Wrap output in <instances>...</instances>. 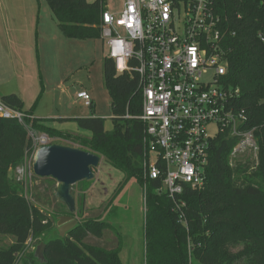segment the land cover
I'll use <instances>...</instances> for the list:
<instances>
[{"label":"trees","instance_id":"obj_1","mask_svg":"<svg viewBox=\"0 0 264 264\" xmlns=\"http://www.w3.org/2000/svg\"><path fill=\"white\" fill-rule=\"evenodd\" d=\"M45 1L65 38L103 39L107 0ZM211 2L227 32L222 44L228 65L224 82L240 92L234 107L247 115L244 128L256 129L259 161L257 165L231 162L239 139L227 134L217 137L210 148L204 187L184 191L183 216L171 198L159 195L155 184H150L145 215L146 264H264V0ZM103 72L111 102L112 132L106 130L102 118L74 121L92 134L83 143L88 150L122 171L124 183L134 178L143 186L144 124L134 118L142 114L138 77L118 74L108 55ZM1 100L14 110L34 114L35 106L25 110L16 94ZM48 121L34 118L29 123L52 137L72 136L55 130ZM33 150L28 132L17 120L0 118V235L15 239L10 246L0 248V264H15L27 241L40 236L50 224L49 217L31 207L10 178L11 171L33 155ZM79 184L81 193L91 183ZM83 198L78 196V225L65 237L44 242L45 262L34 255L28 264H123L121 244L116 249H104L85 243L89 237L102 238L112 226L96 218L84 219ZM236 247L243 248L237 255L232 252Z\"/></svg>","mask_w":264,"mask_h":264},{"label":"built area","instance_id":"obj_2","mask_svg":"<svg viewBox=\"0 0 264 264\" xmlns=\"http://www.w3.org/2000/svg\"><path fill=\"white\" fill-rule=\"evenodd\" d=\"M227 32L211 0H126L119 13L103 16L102 37L118 74L135 75L142 95L143 189L171 198L183 216L186 188L202 189L212 142L227 134L239 139L235 158L251 154L258 164L256 129H245V112L235 110L238 89L226 87L222 51ZM264 41V37H261ZM93 106L88 91L77 94ZM0 118L17 120L33 142V154L48 144L29 121L34 117L4 104ZM129 118V116H127ZM215 125L213 137L209 128ZM19 175L24 169L18 170Z\"/></svg>","mask_w":264,"mask_h":264},{"label":"rangeland","instance_id":"obj_3","mask_svg":"<svg viewBox=\"0 0 264 264\" xmlns=\"http://www.w3.org/2000/svg\"><path fill=\"white\" fill-rule=\"evenodd\" d=\"M125 1L107 0L108 10L111 13H119L123 9ZM43 3L46 7L42 11V16L45 17V25L47 24L48 28L60 34L57 21L48 16L51 15L52 17L49 5L45 0ZM61 38L64 39L62 36ZM43 39L39 45L40 52H34L31 55L27 50L21 54V58L13 57L5 60V65L0 64V80H2L0 81V98L5 95L18 94L25 101L28 109L33 105L35 106L38 116H48L49 118L65 116L64 119H51L47 124L59 132L72 136L52 137L41 131H36L37 135H46L49 139V145L56 144L91 152L83 143H87L86 138L90 139L92 134L79 128L74 121V116L102 118L105 120L106 130L109 132L113 130L111 102L104 84L103 72L104 57L108 54L107 44L104 39L75 40L77 44H71V48L62 49L57 54L55 45H58L56 44L57 41L55 42V36L44 34ZM61 78L62 80L59 82ZM81 91L93 93L96 99L93 109L85 107L83 104H73L77 94ZM217 132L215 125L209 128V133L213 137ZM28 138L31 139L29 134ZM34 158L35 154L26 156L11 171L10 178L30 206L38 208L49 217L50 224L46 226L40 236L30 238L27 241L23 252L18 254L15 264L32 262L31 259L34 258L42 243L50 238L60 237L58 220L60 216L68 212L67 208L59 203L56 198L57 182L54 179L40 178L34 174ZM253 159L254 157L248 153H243L235 158L231 155V162L233 163L236 161H251L253 163ZM99 168L101 170L100 177L86 181V183H96V190L102 192L97 197L103 199L100 202L113 198L115 212L110 213L107 218L113 225L110 231L116 235L122 245L132 249L133 246H137L138 232H141L143 228L144 216L146 215L144 189L134 178L124 183L125 174L114 168L106 160H102ZM19 169H24V173L19 175ZM79 185L75 186L74 194L79 192ZM120 185L122 186L120 187ZM119 188L120 190H118ZM100 212L90 213L84 219H94ZM76 214L77 212L74 214V219L79 220ZM137 223H140L141 226ZM96 240V238L89 237L85 243L94 245ZM14 242V237L0 235V248L8 247ZM143 243L144 240L140 241L141 248L134 251L137 252L136 264H146V251ZM242 249V247L232 248V252L237 255ZM124 263L131 264L125 258Z\"/></svg>","mask_w":264,"mask_h":264},{"label":"crops","instance_id":"obj_4","mask_svg":"<svg viewBox=\"0 0 264 264\" xmlns=\"http://www.w3.org/2000/svg\"><path fill=\"white\" fill-rule=\"evenodd\" d=\"M45 5L43 0H0V64L5 65V60L11 58H21V54L23 52H27V50L32 55L34 52H40V42H43V35L46 36H55V42L57 41V45H55L57 49V54L63 49L66 50L71 48V44H77L75 40L67 39L63 36L60 31V34L56 33V31L51 30L48 28L47 24L45 25V17L42 16V11L45 9ZM52 12V11H51ZM46 13V12H45ZM50 18L52 17L51 15ZM55 20V18H54ZM61 36L64 38L62 39ZM73 41V42H72ZM62 80L59 79V82ZM2 81V80H0ZM93 99V105L95 107L96 99L92 92L88 91ZM18 95V94H16ZM19 96V95H18ZM21 98V96H19ZM22 99V98H21ZM25 104V110H30L31 108L26 107L25 101L22 99ZM74 105H82L83 103L77 99L73 102ZM93 107V106H92ZM34 118L42 119V120H51V119H64L65 116H55L53 118L43 117L36 115V108H34ZM86 116H74L75 119L77 118H84ZM101 157V156H100ZM102 160H106L104 157H101ZM107 161V160H106ZM100 162V164H101ZM100 167V165H99ZM97 167L93 170L95 174V179L100 177L101 170ZM91 186L87 189V191L81 192L80 191L75 194L76 201L78 200V196L84 195L83 198V205L82 208L85 212V217L89 216L90 213L93 212H100L96 217L100 221L106 222L109 225H112V222L107 220L110 213H114V204L112 199L104 200L102 198H97L99 194L102 192L96 190V183L92 182ZM110 201H112L110 203ZM100 202V203H99ZM137 225L141 226L140 223ZM138 243L137 246H133L132 249L128 248L126 245H122V242L116 237V235L111 232L110 230H106L103 233L102 238H96L95 246L104 248V249H116L121 244V253L120 257L124 263V258L129 261V263L136 264V254L135 250H138L140 247V241L144 240L145 251H146V235H145V216L143 222V228L141 232H138ZM89 239V238H88ZM123 240V239H122ZM136 248V249H135ZM133 251V252H131ZM146 256V254H145Z\"/></svg>","mask_w":264,"mask_h":264},{"label":"water","instance_id":"obj_5","mask_svg":"<svg viewBox=\"0 0 264 264\" xmlns=\"http://www.w3.org/2000/svg\"><path fill=\"white\" fill-rule=\"evenodd\" d=\"M100 162L101 157L97 154L56 144L44 145L36 151L34 174L57 182L56 198L68 210L67 214L60 216L58 220L60 237H65L79 223L73 217L77 212L75 186L81 182L93 180L95 178L93 170L99 167ZM45 248L46 244L42 243L35 254L36 258L42 262H45Z\"/></svg>","mask_w":264,"mask_h":264}]
</instances>
